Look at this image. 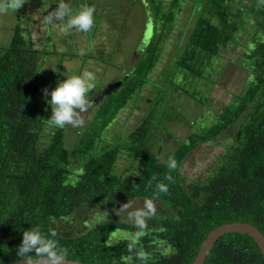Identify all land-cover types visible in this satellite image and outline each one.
<instances>
[{"label":"trees","instance_id":"1","mask_svg":"<svg viewBox=\"0 0 264 264\" xmlns=\"http://www.w3.org/2000/svg\"><path fill=\"white\" fill-rule=\"evenodd\" d=\"M246 1L239 0L235 10L231 0H209L203 5L205 15L196 19L188 47L178 57L180 74L194 81L198 91L197 82L210 74L207 60L243 43L244 62L250 72L246 89L234 110L217 114L218 123L193 132L194 137L186 138L163 158L164 148L153 151L148 138L157 126L165 129L163 135L169 134L168 118L164 117L169 114L167 107L160 109L162 116L150 110L124 138L105 134L147 84L161 57V40L149 45L145 40L148 46L138 65L141 76L129 79L128 75L127 86L123 82L120 93L102 107L107 118L100 124L102 129L90 127L76 145L68 147L67 127L52 126L42 141L51 126L47 117L52 114L47 103L50 99L38 95L42 50L35 49L24 34L25 28L18 27L9 46L0 47V264L18 260L23 232L35 226L44 232L55 228L61 246L68 249V259L141 264L127 251V241L122 238L111 247L105 244L119 229L136 231L125 219L103 220L104 213H99L95 222L75 228L84 214L136 198H154L161 206L138 245L151 254L148 264H190L209 231L227 222H250L264 233V4L250 0L251 14L245 19ZM223 68L218 67L219 73ZM232 125L236 126L233 141L214 172L205 180L185 176L182 165L188 154ZM124 153L132 157V163L120 174L116 165ZM170 157L179 165L172 172L175 183L169 184L168 194L157 198L153 189L158 181L168 183L164 180L168 172L165 162ZM153 176L156 180L150 188ZM159 243L170 245L172 252L161 251ZM205 264H264V254L249 234L228 233L216 242Z\"/></svg>","mask_w":264,"mask_h":264},{"label":"rangeland","instance_id":"2","mask_svg":"<svg viewBox=\"0 0 264 264\" xmlns=\"http://www.w3.org/2000/svg\"><path fill=\"white\" fill-rule=\"evenodd\" d=\"M57 2L58 0H28L18 12L9 11L0 15L1 48L9 46L20 27L21 30L25 28L27 33L31 32L34 48L42 50L38 83V95L41 99H45L44 88L51 91L66 76L78 75L84 70L92 71L96 75V88L89 93L90 99L114 78L125 77L127 73L129 79H137L141 76L138 65L147 46L150 42L161 40V57L149 75L147 84L137 100L130 102L105 129L108 137L119 134V137L124 138L126 131L135 128L150 110L155 109L157 116H162L164 111L160 109L167 107L169 114L164 117L168 118L166 131L169 134L163 135L165 129L157 126L154 134H150L148 138L153 151H158L160 146L164 148L161 155L163 158L186 138L194 137L193 132H202L205 126L218 123L217 114L234 110L247 87L250 72L244 62L247 59L242 53L243 43L236 50L225 51L220 57L207 60L206 71L210 74H204L197 82L198 91H195L194 81L189 82L188 78L180 74L178 57L188 47V38L196 19L205 15L203 5L206 6L209 0H186V3L185 0H66L74 14L86 4L95 8V24L91 32L73 30L67 35L61 31V24L48 25L43 22V17L56 7ZM231 3L237 10L239 0H231ZM250 3V0L243 3L245 10L242 15L245 19L251 14L250 6H247ZM145 40L149 41L148 45L144 44ZM218 67H224L221 73ZM127 84L128 81L124 82V85ZM172 87L173 91L170 90ZM123 88L118 87L112 93L106 94L103 101L93 102V107L82 113L86 121L85 127L67 126L65 141L68 147L76 145L81 133L90 127L102 129L100 124L106 118L102 107L108 106ZM48 98L51 99V96ZM51 128L52 126L47 127L42 141L49 136ZM235 130L236 126L232 125L219 136L190 152L182 165L183 174L190 179L205 180L214 172L221 155L233 141ZM131 163L132 157L122 154L116 165L117 172L125 174ZM77 169L75 167L74 171ZM144 199L125 200L116 206H105L84 214L75 224V228L80 230L86 225L85 222H95L99 213H104L101 218L103 220H126V213L119 216L115 209L128 201L134 202V207H141ZM156 203L159 213L160 201L156 200ZM127 232L119 229L111 237H122ZM158 248L164 253L172 252V247L166 243H159Z\"/></svg>","mask_w":264,"mask_h":264},{"label":"clouds","instance_id":"3","mask_svg":"<svg viewBox=\"0 0 264 264\" xmlns=\"http://www.w3.org/2000/svg\"><path fill=\"white\" fill-rule=\"evenodd\" d=\"M28 0H0V15H5L9 11L18 12ZM264 4V0H260ZM95 8L84 5L81 9L73 13L72 8L66 0H58L56 7L43 17V22L48 25L61 24V31L67 35L73 30L82 33L91 32L95 24ZM67 78L49 91L43 89L44 97L49 95L51 99L47 101L52 109V114L48 122L51 126L63 129L67 126L72 128H83L86 121L82 113L88 112L93 107V102L89 98V93L96 88V75L94 72L84 70L78 75L66 76ZM161 157H157L159 162ZM165 166L168 172L165 173L164 181H158L153 189L155 197L161 194H168L169 184L175 183L172 172L179 167L178 161L170 157ZM153 176L148 187H152ZM117 215L126 213V221L131 223L136 229L135 232H127L122 237H109L105 242L111 247L114 240L123 239L127 241L126 247L130 254H134L141 264H148L151 254L142 246H138L140 240L146 235L149 221L157 216L158 207L154 198H146L141 207H134V202L123 203L115 209ZM108 215V213H107ZM58 231L49 228L44 232L40 226L31 227L23 232L22 243L17 248V258L23 264H68L69 252L66 247L61 246ZM132 257L130 256L129 259Z\"/></svg>","mask_w":264,"mask_h":264},{"label":"water","instance_id":"4","mask_svg":"<svg viewBox=\"0 0 264 264\" xmlns=\"http://www.w3.org/2000/svg\"><path fill=\"white\" fill-rule=\"evenodd\" d=\"M122 81L109 83L106 88L101 93V99L106 95L115 91L118 87L121 86ZM96 101H99L98 99ZM228 233H241V234H249L252 236L256 242L258 243L261 251L264 254V233L254 224L246 221H233L227 222L222 225L217 226L216 228L209 231L206 238L204 239L201 247L198 251L196 258L190 264H205L206 259L214 248L216 242L225 234ZM7 264H23L20 260H15L9 262ZM68 264H91L87 262H83L80 260H72L68 259Z\"/></svg>","mask_w":264,"mask_h":264},{"label":"flooded vegetation","instance_id":"5","mask_svg":"<svg viewBox=\"0 0 264 264\" xmlns=\"http://www.w3.org/2000/svg\"><path fill=\"white\" fill-rule=\"evenodd\" d=\"M145 29H146V26H145V28H144L143 37L145 36ZM39 30H40V28H39ZM24 34H25V36H26L27 38L30 39L31 42H33V41H32V34H31V32H29V33L25 32ZM41 34H42V33H41ZM41 34H40V35H41ZM32 44L34 45V43H32ZM127 76H128V74L126 73V74H125V77L123 76V77H117V78H114V79H113L112 81H110L109 83H114V82H118V81H121V80L124 81V79L127 78ZM109 83H108V84H109ZM122 83H123V82H122ZM108 84H106V85L101 89V91L98 92L97 95H95V96H93V97L91 98L92 102H94V103H95V102H98V101H96L97 99L103 101V99L105 98V96L101 99V93H102V91L106 88V86H107Z\"/></svg>","mask_w":264,"mask_h":264}]
</instances>
